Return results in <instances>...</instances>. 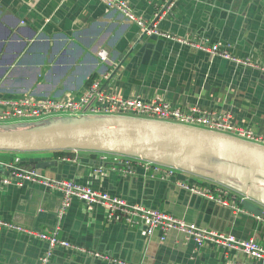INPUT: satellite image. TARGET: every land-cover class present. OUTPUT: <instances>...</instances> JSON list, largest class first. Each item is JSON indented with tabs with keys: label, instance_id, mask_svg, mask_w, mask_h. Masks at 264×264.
Here are the masks:
<instances>
[{
	"label": "crops",
	"instance_id": "1",
	"mask_svg": "<svg viewBox=\"0 0 264 264\" xmlns=\"http://www.w3.org/2000/svg\"><path fill=\"white\" fill-rule=\"evenodd\" d=\"M128 2L137 16L160 31L186 40L231 43L235 55L264 65V0ZM102 49L107 60L98 55ZM94 79L123 97L163 98L184 109L197 105L228 112L238 124L264 135L263 70L163 35H145L137 23L102 0H0L1 95L65 97L84 91ZM44 119L8 130L67 127L75 122L74 117L60 114ZM137 147L85 148L77 153L72 148L0 149V160L19 156L21 166L48 177L72 178L129 203L159 208L188 223L264 244V221L255 218L264 212V172L259 168L194 148L154 146L140 152ZM177 153H181L179 167L171 162ZM114 157L133 159L135 172L114 169ZM149 157L177 167L175 176L164 180L146 173L137 160ZM48 161L56 165H41ZM98 167L101 172L95 171ZM0 174L6 170L0 168ZM179 182L224 186L238 199L248 195L240 202L245 212L191 194ZM61 199V192L39 183L0 184V218L44 232L59 227L60 238L129 264L259 263L213 243L198 246L178 231L162 237L161 231L148 233L142 224L111 220L104 207L89 208L77 198L58 219ZM46 247L38 237L0 229V264H38ZM54 252L51 264H118L63 247Z\"/></svg>",
	"mask_w": 264,
	"mask_h": 264
},
{
	"label": "built area",
	"instance_id": "2",
	"mask_svg": "<svg viewBox=\"0 0 264 264\" xmlns=\"http://www.w3.org/2000/svg\"><path fill=\"white\" fill-rule=\"evenodd\" d=\"M102 1L112 10L119 11L128 21L137 23L145 35H163L182 43L191 44L193 47L218 55L238 65L251 66L264 71L263 64L256 63L249 57L235 55L232 52L231 43H211L208 39H182L171 33L158 30L154 23L150 24L142 17L137 16L128 0ZM98 55L102 60L108 59L105 49L100 50ZM59 114L77 118L83 116L130 117L174 123L204 129L264 146L263 134H257L252 128L238 124L233 115L228 112L209 111L197 105L184 109L163 98L147 100L140 96L123 97L107 89L101 79H94L79 94L65 97L5 96L0 94V122L44 119ZM73 150L77 153L79 149ZM132 160L127 157H114L111 162L114 169L118 166L124 174H132L135 172V169L131 166ZM137 161L141 163L144 171L152 177L160 175L164 180H171L176 174L177 167L175 166H167L164 163L144 158H140ZM21 163L19 156H15L12 161L0 160V168L5 169L7 173L4 175L0 174V184H13L22 187L28 182L39 183L49 190L53 189L61 192L62 201L58 212L59 219L66 214L71 200L77 198L86 203L89 208L98 205L104 207L107 211V217L111 220H123L131 225L142 224L148 233H153L156 230L161 231L162 237L166 236L170 231H178L187 240L195 242L198 246L205 243H213L227 249L241 251L259 261L258 264H264V244L254 238L242 240L233 233L188 223L184 219L159 208L149 207L141 203H129L121 197L83 185L72 178L48 177L36 169L21 166ZM95 171L101 172L102 168L98 167ZM178 185L191 194L228 207L234 212H245L240 202L247 197L238 199L224 186L199 185L187 182H179ZM255 218L258 221H264V212L256 215ZM0 229L17 231L45 241L47 247L39 259L40 264H50L55 254L54 251L58 247L109 259L118 264H129L121 259L113 258L60 238L58 236L59 227L49 232H44L0 218ZM225 264L240 263L228 261Z\"/></svg>",
	"mask_w": 264,
	"mask_h": 264
},
{
	"label": "water",
	"instance_id": "3",
	"mask_svg": "<svg viewBox=\"0 0 264 264\" xmlns=\"http://www.w3.org/2000/svg\"><path fill=\"white\" fill-rule=\"evenodd\" d=\"M74 119V124L67 127L37 126L31 129L0 130V149L20 151L72 148L81 150L97 147L138 146V150L143 152L146 147L151 149L164 147L163 150L173 148L177 151L182 148H194L237 159L264 172V146L256 143L195 127L139 118L83 116L74 117ZM157 150L160 151V149ZM180 157L181 153H177L176 157L172 158V164H178L177 167H179ZM147 159L157 161L152 157ZM165 161L168 160L165 159ZM51 164L56 165V162L41 163L44 166ZM247 198H249L248 195ZM245 204L249 203L246 201ZM58 212L59 209L57 218ZM38 264H40L39 260Z\"/></svg>",
	"mask_w": 264,
	"mask_h": 264
},
{
	"label": "rangeland",
	"instance_id": "4",
	"mask_svg": "<svg viewBox=\"0 0 264 264\" xmlns=\"http://www.w3.org/2000/svg\"><path fill=\"white\" fill-rule=\"evenodd\" d=\"M45 119H30V120H8V121H4V122H0V130H4V129H12L15 127H24V125H28V124H34L36 122L39 121H43ZM2 151V150H0ZM23 152H17V154L21 155H26V154H22Z\"/></svg>",
	"mask_w": 264,
	"mask_h": 264
},
{
	"label": "bare ground",
	"instance_id": "5",
	"mask_svg": "<svg viewBox=\"0 0 264 264\" xmlns=\"http://www.w3.org/2000/svg\"><path fill=\"white\" fill-rule=\"evenodd\" d=\"M115 139L117 140L118 138H115ZM115 139H114V140H115Z\"/></svg>",
	"mask_w": 264,
	"mask_h": 264
}]
</instances>
